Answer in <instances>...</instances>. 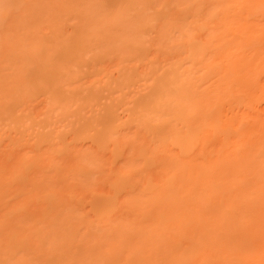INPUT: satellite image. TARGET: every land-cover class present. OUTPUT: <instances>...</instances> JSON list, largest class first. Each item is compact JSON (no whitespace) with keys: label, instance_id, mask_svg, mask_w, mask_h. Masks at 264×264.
Returning <instances> with one entry per match:
<instances>
[{"label":"bare ground","instance_id":"6f19581e","mask_svg":"<svg viewBox=\"0 0 264 264\" xmlns=\"http://www.w3.org/2000/svg\"><path fill=\"white\" fill-rule=\"evenodd\" d=\"M0 264H264V0H0Z\"/></svg>","mask_w":264,"mask_h":264}]
</instances>
